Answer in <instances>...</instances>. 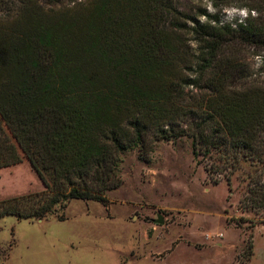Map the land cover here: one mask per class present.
Returning a JSON list of instances; mask_svg holds the SVG:
<instances>
[{
    "label": "trees",
    "instance_id": "16d2710c",
    "mask_svg": "<svg viewBox=\"0 0 264 264\" xmlns=\"http://www.w3.org/2000/svg\"><path fill=\"white\" fill-rule=\"evenodd\" d=\"M210 1L217 9L238 2L256 15L232 25L206 11L201 22L175 0H89L86 13L66 17L33 0L18 9L0 0L7 15L18 14L7 26L0 18V168L25 158L44 186L0 200V216L42 219L72 199L106 203L118 154L142 146L150 127L159 139L190 137L195 157L227 143L252 149L264 138V88H233L244 75L225 56L235 44L264 49V0ZM186 29L198 43L196 75L175 77L177 30ZM155 78L163 81L146 84ZM186 86L206 90L205 108L183 103Z\"/></svg>",
    "mask_w": 264,
    "mask_h": 264
},
{
    "label": "rangeland",
    "instance_id": "374dc122",
    "mask_svg": "<svg viewBox=\"0 0 264 264\" xmlns=\"http://www.w3.org/2000/svg\"><path fill=\"white\" fill-rule=\"evenodd\" d=\"M19 1L13 0L15 9ZM33 2L49 15L75 17L89 8V0ZM175 3L201 22L208 21L201 11L232 25L256 15L238 2L220 9L210 0ZM2 9L3 26L13 24L18 14ZM177 37L182 55L172 65L175 77H194L198 43L189 29L177 30ZM225 56L241 64L246 76L233 88H264L263 48L235 44ZM179 95L193 109L205 108V89L186 86ZM189 118H178L175 126L184 127ZM1 128L9 132L3 123ZM143 139L142 146L118 154L116 186L104 193L106 203L72 199L42 219L0 216V264H264V138L252 149L238 151L227 143L197 157L188 136L159 139L150 127ZM42 190L25 158L0 168V200ZM57 214L65 219L58 220Z\"/></svg>",
    "mask_w": 264,
    "mask_h": 264
},
{
    "label": "water",
    "instance_id": "95a60500",
    "mask_svg": "<svg viewBox=\"0 0 264 264\" xmlns=\"http://www.w3.org/2000/svg\"><path fill=\"white\" fill-rule=\"evenodd\" d=\"M157 222L158 223H162L163 222L162 218L161 217H158Z\"/></svg>",
    "mask_w": 264,
    "mask_h": 264
}]
</instances>
